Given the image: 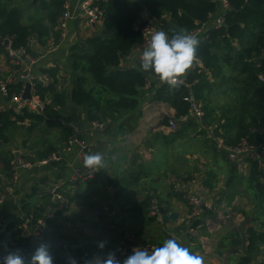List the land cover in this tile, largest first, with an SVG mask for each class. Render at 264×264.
<instances>
[{
  "label": "crops",
  "instance_id": "1",
  "mask_svg": "<svg viewBox=\"0 0 264 264\" xmlns=\"http://www.w3.org/2000/svg\"><path fill=\"white\" fill-rule=\"evenodd\" d=\"M19 1H23L21 4L23 10L30 8L34 13L33 16L23 18L22 23L25 25L38 16L35 7L37 0ZM74 1L76 0H65L70 3L72 18L68 21L65 38L60 45V31L57 26L54 27L58 34L57 40L50 37L45 47L35 41L30 44L32 51L38 55L33 72L57 67L59 73L56 87L65 95L73 88V74L69 71L67 62L69 49L76 43L85 47L83 41L96 30L102 29L101 23L87 26ZM146 16L148 14L143 12L141 21ZM3 54L0 55V61L4 59ZM136 56L137 51L134 47L131 53L122 59L121 67H133L136 64ZM0 74L2 75L1 72ZM141 92L136 110L126 113L120 119L102 122V129L93 127L79 113L69 121L71 129L72 127L73 130L78 127L81 129L82 138L90 148L89 154L102 153L108 164V167L101 169L92 180L78 187L70 183L72 170L79 167L77 148L64 150L65 139L62 135L64 121L60 118L55 119L59 120V123L47 120L44 124H53L51 128L44 124H32V127L28 128L31 122L27 120L18 124L17 130L10 134L11 141L8 145L1 146V158L7 157L6 154L10 153L14 158L17 154L27 166L10 169L5 173L0 162V190L4 194L3 202L0 204V255L4 254L5 246L8 250H13L9 239L16 241V244L24 243L18 240L19 225L16 226L21 214L33 212L41 215L49 207L50 189L62 183L61 191L69 197V205L48 221L49 227L45 233V242H51L53 245L54 257L62 256L64 253L62 246L66 243L72 246L76 253L73 255L78 259L89 257L99 241L115 240L117 242L113 249L115 250L122 243L125 233L132 232L139 237L155 241L160 246L168 239L167 233H172L173 238L182 246L202 255L205 264H237L238 259L245 256L251 260L264 261V244L257 245V250L252 254L246 251L247 241L240 217L237 220L240 224L237 230H234L232 225L225 226L223 223L229 216L227 203L233 204L240 198L243 201L247 196L245 187L255 191L253 196H248L250 201L245 205L255 206L251 201L257 199L258 194L248 180L249 172L247 176L234 174L241 169L249 171L250 163L242 165V161L235 163L226 160L227 155L214 147L216 137L221 136H214L212 129L205 125L203 127L196 123L193 133V129L190 128L181 138L173 139L174 132L168 131L162 124V119L165 116L173 117L174 110L167 103L156 100L152 88L145 87ZM3 104L4 109L0 111L7 110V103ZM179 128L180 125L178 130ZM44 140L56 148L54 159L50 157L39 159ZM189 141H193L195 145H203L202 149L208 151L212 144L215 152L213 154L217 155L213 156L209 152L208 161H203L196 155L189 157L183 152L184 149H181ZM197 158L203 164H197ZM189 163L192 167L199 166L203 169L191 168L188 166ZM222 165L228 170L230 167L233 175L223 174ZM232 166L235 171H232ZM206 168L210 173L205 174ZM189 176L193 178L187 180ZM224 177L227 180L222 185ZM106 178L108 182L104 181ZM170 180L185 183V189L198 195L202 199V204L206 206V211L201 209L199 214L203 224L192 234L196 237L181 229L186 226L189 206L173 193ZM233 183L237 189H230ZM6 187L10 188V192L6 191ZM109 188H114L113 195ZM146 199L165 207L168 210L166 214L177 213V219L168 222L152 220L147 211L141 215L140 202ZM214 212L218 213V217L212 221L209 218ZM250 226L259 228L254 222ZM235 231L239 233L241 239V246L237 248L229 238ZM218 233L219 237H212ZM60 264H66L65 259Z\"/></svg>",
  "mask_w": 264,
  "mask_h": 264
},
{
  "label": "trees",
  "instance_id": "2",
  "mask_svg": "<svg viewBox=\"0 0 264 264\" xmlns=\"http://www.w3.org/2000/svg\"><path fill=\"white\" fill-rule=\"evenodd\" d=\"M22 3L19 0H0V55L3 54L2 41L5 38L9 40L11 48L25 49L33 56L37 54L30 52L32 41L45 47L50 37L55 40L58 38L54 27L64 12L65 0H37L35 7L38 16L25 25L22 23ZM228 3L229 10L225 12L223 25L218 28L210 27L205 31L206 39L200 41L197 59L193 68L182 78L183 84L179 88L169 89L167 84L161 85L153 74L140 71L138 63L133 67H121L122 59L142 40L140 22L143 12L154 20L160 30L171 36L173 31L189 32L202 27L209 22L211 16L222 14L218 2H99L103 13L101 32L87 37L83 41L85 47L76 43L69 49L67 62L69 71L73 74L71 92L65 95L57 90V67L40 70L48 72L52 78L48 86L37 84L35 88L37 97L44 103L42 113L35 114L25 109L15 112L11 108L0 111V148L8 145L11 141L10 134L25 120L31 122L29 128L32 124H44L47 120L60 118L65 123L62 135L66 140L73 132L69 121L77 113L84 116L88 123H106L120 119L137 109L141 91L145 87L152 88L155 99L167 103L174 110L172 118L180 128L173 131V139L181 138L190 128L193 133L196 127L195 119L190 115V103L183 100L189 95L190 88L191 96L203 114V127H210L214 136H221L226 146H235L242 141L248 145L264 143V81L260 80V76H264V0H228ZM19 88L18 83L9 85V95L17 93ZM214 95L220 101L214 99ZM69 99L83 110L70 107ZM169 119L170 117H163L162 124L167 126ZM41 148L39 159L50 157L56 152V148L47 140H44ZM6 155L7 157L1 158L0 153L5 173L10 171V161L13 159L11 153ZM232 171H235L233 166ZM248 180L257 193L264 192V172L258 170L255 161L250 162ZM153 203L164 213L168 212L159 203L146 199L140 202L141 215ZM150 219L155 220L152 217ZM253 222L259 228L250 226ZM19 223L20 220H17L16 226ZM202 224L199 214L191 221L193 229ZM241 225L245 230L246 251L252 254L257 250V245L264 244V220L259 216L250 219L245 217ZM181 229L186 230L187 227ZM229 238L236 248L241 246L238 232H233ZM116 243L115 240L107 242L104 251L113 250ZM66 245L74 256L76 253L72 246L68 243ZM94 251H100L97 245L93 247L92 252ZM63 254L55 257L54 264L64 261ZM249 261V257H240L237 264H247ZM262 263L264 264L263 260Z\"/></svg>",
  "mask_w": 264,
  "mask_h": 264
},
{
  "label": "built area",
  "instance_id": "3",
  "mask_svg": "<svg viewBox=\"0 0 264 264\" xmlns=\"http://www.w3.org/2000/svg\"><path fill=\"white\" fill-rule=\"evenodd\" d=\"M105 0H76L75 6L78 7L80 12L82 13L83 18L85 19V24L87 26L96 25L102 22V10L99 7V2ZM214 2H218L219 7L223 11L217 17H210L208 23L203 25L202 27H198L194 30L189 31L188 33L197 36L199 41H202L206 38L205 31L208 28H218L224 23L225 12L229 10L228 0H213ZM64 4V12L61 14L57 21V29L60 31V40L59 45L62 43L65 38V31L68 25V21L72 18L70 12V3L65 2ZM160 30L157 25L154 23V20L149 16L143 18L140 22V32L142 35V40L140 43L136 44L134 47L137 51L136 63L140 64L139 57L142 54L144 48L148 45L150 41L151 35ZM7 41V44L5 42ZM3 51L6 59L0 61V72L2 75L0 76V110L4 109V104L7 103V109L11 108L15 112H20L25 109L32 113L41 114L43 110L44 103L39 100L35 90L36 85L40 84L42 86H48L52 82V78L48 75V72H33V66L37 64L38 57H35L28 53L25 49H13L9 45V40L5 38L3 41ZM133 47V48H134ZM132 48V49H133ZM30 52H33L30 47ZM260 80L264 81V76H260ZM182 80V83L183 84ZM16 83L20 84V88L16 90L17 93H13L9 95V85H15ZM29 84L31 87V97L30 99H23L22 95L25 91L26 85ZM184 101L190 103V113L193 115L195 122L197 124H201L203 114L200 110V107L194 102L190 88L189 95L184 97ZM49 102V101H48ZM91 125L95 128L102 129L103 124L99 122H91ZM168 131L173 132L178 129L177 121L170 117L168 120V125L166 126ZM216 148L225 152L227 155V160H232L235 163H239L242 161V165L249 164L252 161H255L258 165V170L264 172V143H260L257 145H248L245 141H242L238 145L235 146H226L225 141L216 137ZM76 147V155L79 162V167L72 170L70 183L78 187L79 185L86 184L89 180H92L99 171H94L92 169H88L83 164V158L86 154H89V145L82 138V131L80 128H75L72 134L65 140L64 150L68 151L70 148ZM55 154L50 156V159H54ZM20 166H27L20 158H13L10 161V169L14 170ZM15 178V176H14ZM170 184L172 185V191L175 195L179 196L183 199L187 205L189 206V212L186 218V233L192 235L197 228L191 227V221L194 220L198 214L201 212L202 199L185 189V183L174 182L170 180ZM6 191L10 192V188L6 187ZM63 184L58 183L54 185L49 191V207L46 211H44L41 215H37L33 212L31 213H23L20 216L19 223V239L20 241H28V244L25 248L21 249L23 251V255L26 259H29L36 247L41 242H45V233L48 230L49 224L48 221L59 214L60 211L65 210L69 205V197L62 193ZM4 194L0 190V204L3 202ZM149 217L155 218L156 220L160 219V207L156 204H152L147 211ZM200 227V226H199ZM170 237L173 238L172 233H168ZM12 246L13 250L18 249V245L16 241L12 239L8 240ZM139 247L142 250H147L151 252L155 247H158L155 244L149 243L147 240L139 238L138 235L134 233H125L122 243L118 245L115 249L117 252V257L119 259H123L125 256L132 254L134 248ZM62 249L64 254H71L68 250L66 244H63ZM97 252H91L90 256L87 258H91ZM84 259H78L79 264H83ZM247 264H263L262 261L251 260Z\"/></svg>",
  "mask_w": 264,
  "mask_h": 264
},
{
  "label": "clouds",
  "instance_id": "4",
  "mask_svg": "<svg viewBox=\"0 0 264 264\" xmlns=\"http://www.w3.org/2000/svg\"><path fill=\"white\" fill-rule=\"evenodd\" d=\"M199 44L197 36L186 30L173 31L171 36L164 30L155 31L139 57V70L153 74L161 85L167 84L169 89L179 88L182 78L194 66ZM83 164L94 171L108 167L100 152L86 154ZM106 244V241H99L97 247L100 251L91 258H85L83 264H205L202 255L193 253L174 238L166 239L162 246L155 247L151 252L136 247L122 260L117 257L116 250L105 252ZM52 247L51 242H41L26 259L21 249L8 250L5 246L0 264H54ZM64 259L66 264H79L78 259L70 254H66Z\"/></svg>",
  "mask_w": 264,
  "mask_h": 264
},
{
  "label": "rangeland",
  "instance_id": "5",
  "mask_svg": "<svg viewBox=\"0 0 264 264\" xmlns=\"http://www.w3.org/2000/svg\"><path fill=\"white\" fill-rule=\"evenodd\" d=\"M36 1V0H35ZM21 11H22V20L23 18L27 17L28 15L29 16H33L34 13L31 12L30 8H24V10L21 8ZM30 22V21H29ZM101 28L96 30L94 33H99L101 32ZM4 55V54H3ZM38 55H36L35 57H37ZM4 59H6V56L4 55ZM1 76V74H0ZM230 96H233L232 94H230ZM214 99L220 101L218 98H216V96L214 95ZM46 123V122H45ZM47 128H51L52 126H54L53 124L51 123H47V124H44ZM203 148V145H195L193 144V141H189V143H187L184 147H181V149L183 150L184 149V153L186 155H188L189 157H194L195 155L197 157H199L200 159H202L203 161H208V157H209V152L213 155V156H216L217 154H213L214 152V147L212 144H210V147H209V151L206 149H202ZM211 148V149H210ZM216 148V147H215ZM215 153V152H214ZM221 157V156H220ZM225 157V156H224ZM223 159V158H222ZM227 160V159H226ZM184 161H185V158H184ZM197 164H203V163H200L199 162V159L197 158ZM188 166H190L191 168H194V169H203V167H199V166H195V167H192V165H190V163L188 164ZM184 167V163L182 164V168ZM205 168V167H204ZM241 167H239L240 169ZM221 170L223 171V174L227 175L229 174L230 175H233V173L231 172L230 170V167H229V170L228 168H226L225 166L222 165L221 167ZM206 172H208V169L206 168L205 169V174ZM249 171H247L246 169H241V170H237V172H235L234 174H237L238 176H247V173ZM210 173V171L208 172ZM193 177L192 176H189L187 177L186 179L187 180H191ZM196 178V177H195ZM184 179V178H183ZM185 180V179H184ZM196 180V179H195ZM227 179L224 177V179L222 180V185L223 183L226 181ZM238 180V178L236 177V181ZM186 181V180H185ZM236 188L235 187V183L232 184V186L230 187V189H234ZM237 189V188H236ZM245 193L247 196H245V198L242 199H238L237 201H235L233 204L231 203H227L228 204V210H229V216L224 220V224H226L225 226H230L232 225L233 229L234 230H237L239 229V223H238V218L240 217L241 220L243 221V219L246 217L248 219L250 218H255L257 216L261 217L262 220H264V192L262 193H257L258 194V198L257 199H254L253 201V204H255V206H248V205H245L246 203H249L250 199L248 196H253L255 194V191H251L249 189H247L245 187L244 189ZM256 197V196H255ZM259 222V220H258ZM166 234V233H165ZM199 233L197 232V235ZM187 236V235H186ZM190 236V235H188ZM193 236V235H192ZM190 236V237H192ZM219 237V233L218 235H212V237ZM166 237H168V239H170V236L169 234L167 233ZM193 237H196L195 235ZM192 237V238H193ZM144 241H148L149 243H152V244H155L157 245L158 247L160 246L157 242L155 241H151L149 239H145V238H142ZM214 239V238H213ZM196 241V240H194ZM231 262V261H229Z\"/></svg>",
  "mask_w": 264,
  "mask_h": 264
},
{
  "label": "water",
  "instance_id": "6",
  "mask_svg": "<svg viewBox=\"0 0 264 264\" xmlns=\"http://www.w3.org/2000/svg\"><path fill=\"white\" fill-rule=\"evenodd\" d=\"M5 44H7V41L5 42ZM83 44H80V46H82ZM110 69V68H109ZM72 90V88H71ZM30 91H31V87L29 84L26 85V88H25V91L22 95V98L23 99H30L31 97V94H30ZM68 105L72 108H77L78 110L82 111L83 109L81 107H78L76 106L72 101L71 99H69L68 101ZM55 122L59 123L60 121L59 120H54ZM14 158H18V155L15 154L14 155ZM105 182H107V178L104 179ZM109 192L113 195V192H114V188H109ZM201 209L204 210V212L206 211V206L204 204L201 205ZM123 211H129L127 209H122ZM218 217V213L217 212H214L209 219H211L212 221L215 220V218ZM160 219L162 221H175L177 219V213L173 212V213H169V214H166L163 212V210L160 208ZM28 244V241H25L23 244H20L18 245V249H23L26 245ZM219 253V252H218Z\"/></svg>",
  "mask_w": 264,
  "mask_h": 264
},
{
  "label": "bare ground",
  "instance_id": "7",
  "mask_svg": "<svg viewBox=\"0 0 264 264\" xmlns=\"http://www.w3.org/2000/svg\"><path fill=\"white\" fill-rule=\"evenodd\" d=\"M205 39H206V38H205ZM205 39H203V40H205ZM203 40H202V41H203ZM190 115H191V116H193L191 113H190ZM199 125H200V126H202V123H201V124H199ZM216 149H217V148H216ZM217 150H218V151H222V150H220V149H217ZM155 204H156V203H155ZM156 205H157V204H156ZM138 237H139V236H138ZM139 238H141V239H142V237H139Z\"/></svg>",
  "mask_w": 264,
  "mask_h": 264
}]
</instances>
